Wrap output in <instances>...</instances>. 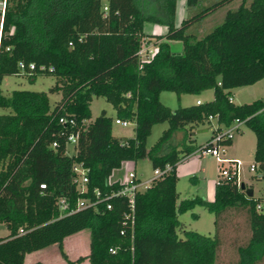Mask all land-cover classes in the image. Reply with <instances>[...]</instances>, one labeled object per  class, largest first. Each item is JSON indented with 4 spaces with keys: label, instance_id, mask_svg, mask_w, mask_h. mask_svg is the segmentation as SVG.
Wrapping results in <instances>:
<instances>
[{
    "label": "trees",
    "instance_id": "obj_1",
    "mask_svg": "<svg viewBox=\"0 0 264 264\" xmlns=\"http://www.w3.org/2000/svg\"><path fill=\"white\" fill-rule=\"evenodd\" d=\"M3 1L0 82L5 75L32 79L49 74L53 83L48 91L60 97L51 104L44 90L12 88L4 93L0 87V222L8 230L0 236V264H22L25 253L51 243L64 260L60 264L83 259L87 264H214L220 244L217 219L227 208L242 209L249 227L231 264H259L264 197L248 195L234 178H223L215 180L212 199L194 195L177 201L176 163L195 147L186 138L163 144L185 125L213 116L222 127L237 117L254 133V177L264 179V98L228 99L231 88L264 77V0H239L200 36L195 31L202 19L233 0H184L190 13L178 25L176 0ZM145 21L163 24L165 32L157 38L179 39L181 50L173 52L167 41L159 40L151 56L140 60ZM193 22L196 28L187 30ZM206 89L212 90L209 100L174 108L158 97L162 90L178 95ZM92 96L111 104L113 118L131 120L132 135H112L113 118L104 109L85 121ZM60 116L74 123L64 125ZM160 121L167 126L147 148L150 127ZM71 131L76 140L69 153L66 136ZM142 157L152 169L166 163L169 169L135 192L130 215H124L129 207L121 195L66 212L79 197L93 199L94 188L101 195L115 189L116 182L107 183L112 169ZM75 162L86 168L84 191L73 181ZM59 197L66 200V209L59 208ZM194 204L214 214L212 235L191 229L177 234V213ZM83 228L88 229V250L69 259L62 239Z\"/></svg>",
    "mask_w": 264,
    "mask_h": 264
},
{
    "label": "rangeland",
    "instance_id": "obj_2",
    "mask_svg": "<svg viewBox=\"0 0 264 264\" xmlns=\"http://www.w3.org/2000/svg\"><path fill=\"white\" fill-rule=\"evenodd\" d=\"M2 3V0H0ZM239 0H233L230 3L223 4L215 10L211 11L196 28L195 23L188 24V28H196V35L200 36L206 32L213 24L219 22L223 16L226 8H231L238 3ZM153 7L147 6V9L152 10ZM190 11H184L181 16H186ZM180 21V19H179ZM178 21V23H179ZM153 24L150 21H145V30L149 25ZM162 29L163 24L157 23ZM178 25V24H177ZM165 27V26H164ZM165 30V28H164ZM160 39L157 38L156 34L147 33L141 40L142 47H155L156 43ZM162 40H165L162 38ZM181 41L179 39H171L169 42V48L173 52H179L181 50ZM53 83V77L49 74H37L32 79H28L21 74H12L3 76L0 87L4 93L9 92L12 88H25L34 90H44L47 92L48 100L52 104L53 101L60 97L59 92H49L48 88ZM232 99L234 103L248 102L255 98H264V77L257 80L251 85L236 86L232 89ZM211 96V90L200 92L198 94L180 93L176 94L173 91L162 90L159 92V100L168 106L174 108L177 105H187L194 102L195 98L205 100ZM104 109L106 114L114 117V109L109 102H107L101 96H92L89 102L90 117L92 119L98 112ZM4 109L0 108V111ZM114 119V118H113ZM112 119L111 132L115 136L124 137L130 136L133 133V122L128 120L125 125L121 123H115ZM167 126L166 121H160L153 123L150 127L149 133L146 136L145 145L150 147L160 135L163 128ZM193 133L191 136L188 135V125L181 129L175 130L172 135L165 141L163 145H174L179 144L183 138L186 143L192 144L195 148L188 154H183L182 157L177 161L176 171V182L175 189L178 194L177 201L184 197H192L198 195L204 199H212L214 191V183L217 174V162L213 156L208 154H200L195 149L205 142L208 138L212 124L209 121L198 122L191 125ZM240 132L238 133L241 137V143L239 150L241 151V164L239 166V181L244 182L245 187H252V196H263L264 197V179H260L256 183L254 175L256 169L249 170V165L253 163L252 152H253V141L254 133L252 130L247 128L244 123L239 125ZM190 137V138H189ZM67 151L71 153L73 147L71 144H67ZM182 154V153H181ZM134 162V165H133ZM128 166H133L136 174L140 179L152 177V167L147 157L139 158L135 161L126 160L120 163L118 167L112 169L109 174V178L117 177L122 178ZM132 168V167H131ZM177 219L179 225L176 228L177 234L182 236L183 230L191 229L202 234L212 235L214 232V214L207 211L201 204H194L191 208H188L182 212L177 213ZM217 229L220 237V244L217 249L214 264H231L236 258V245L246 240L249 234V227L245 213L242 209L227 208L225 209L219 218L217 219ZM8 230L3 223L0 222V235L7 233ZM88 248V229L83 228L74 233H71L64 237L63 251L69 259H74L77 255H82ZM34 261H40L42 264H60L64 260L60 256L56 243L48 244L42 248L32 250L28 252L22 264H32ZM259 264H264V254L258 261ZM77 264H84L83 260Z\"/></svg>",
    "mask_w": 264,
    "mask_h": 264
},
{
    "label": "built area",
    "instance_id": "obj_3",
    "mask_svg": "<svg viewBox=\"0 0 264 264\" xmlns=\"http://www.w3.org/2000/svg\"><path fill=\"white\" fill-rule=\"evenodd\" d=\"M4 6V1L2 0V3L0 1V12H2ZM155 51V47H149L144 48L142 45H140L138 49V54L140 57V60H147L151 54ZM19 66L22 67V63H19ZM29 66L31 67L32 64L30 63ZM264 75V74H263ZM228 99L231 100V96H228ZM196 103L199 102V99L195 100ZM58 121L64 125H72L74 123V119L71 117H65L60 116L58 118ZM113 121L115 123H121L122 125H125L128 120H123L119 118H114ZM243 123V120L239 118H233L232 121L225 126L218 127L215 126L212 129V132L208 136V138L205 140L203 144H201L199 147H197L195 150L198 151L200 154H208L214 157V159L217 162V174L216 179H223V178H234L236 184L239 186V166L241 164V161L239 158L231 157L226 154V146L228 144V140L230 141L233 137V135L239 131L240 127L239 125ZM76 140V133L75 132H69L66 136V144L73 145ZM50 145H55V142L52 141ZM124 162L121 161V163ZM130 167V166H128ZM132 167V168H131ZM127 169L126 174L122 178L117 177H107V183L116 182L118 186L115 189H111L107 194L101 195L100 191L96 188L93 189V199L89 197H79L77 198L75 202V206L73 208H69L66 210V212H71L72 210H76L82 206L85 205H93L97 201L105 199L112 195H121L126 198L129 212L125 213V217L131 214L132 207H133V197L136 191L141 190L148 186L151 182V179L155 176H159L160 174L164 173L169 169V165L166 163L163 168H154L152 169L153 176L147 177L145 179H140L138 175L136 174L133 166ZM249 170H254V164L249 165ZM72 170L74 172L73 181L75 182L77 188L80 191L86 190L85 183L87 181V175H86V168L83 167L80 163H73ZM40 187H43L44 184L40 183ZM58 206L60 209H66L67 208V202L64 199V197L58 198ZM106 207H109V202L105 203ZM256 207L259 208L260 205L256 204ZM121 231V230H120ZM112 250V249H111Z\"/></svg>",
    "mask_w": 264,
    "mask_h": 264
},
{
    "label": "crops",
    "instance_id": "obj_4",
    "mask_svg": "<svg viewBox=\"0 0 264 264\" xmlns=\"http://www.w3.org/2000/svg\"><path fill=\"white\" fill-rule=\"evenodd\" d=\"M186 12L187 11V9H186V7L184 6V0H176V7H175V15H174V22H175V25H177L178 24V21H179V19H181V18H183L184 16H181V14L183 13V12ZM206 17V16H205ZM204 17V18H205ZM203 18V19H204ZM145 23V22H144ZM144 23H143V31L147 34V33H152V34H162V33H164L165 32V30H164V25H163V27H162V29H160V25H158L157 24V22H152L153 24H151V25H149V27L147 28V30H145V27H144ZM166 29V28H165ZM160 40H162V38L160 39ZM170 40L171 39H165V41H167V43H168V45H169V42H170ZM149 48V47H148ZM253 84V83H252ZM248 85H251V84H248ZM234 88V87H233ZM233 88H231L230 89V91H231V101L233 102V99H232V89ZM207 90H211V89H206V90H203V91H201V92H204V91H207ZM212 97V90H211V96H209V98H207V99H205V100H209L210 98ZM196 99H199V98H195L194 99V102H195V100ZM200 101H204V100H201V99H199ZM193 103V102H192ZM196 103V102H195ZM131 121V120H130ZM211 124H212V128H211V130H210V133L212 132V129L215 127V126H219V124L216 122V119H215V117H213V116H211V117H209V120H208ZM188 135L189 136H191V134L193 133V131H192V127H191V125H188ZM181 129V128H180ZM238 132H240V130L238 131ZM210 133H209V135H210ZM111 134L112 135H114L112 132H111ZM239 134H241V133H238L237 135H233V137H232V139L230 140V143H228L227 144V146H226V154L228 155V156H231V157H236V158H239L240 159V156H241V151L239 150V147H240V143H241V137H240V135ZM190 138V137H189ZM253 147H254V141H253ZM253 153V152H252ZM124 161H126V160H124ZM240 161H241V159H240ZM123 163V162H122ZM133 165H134V162H133ZM256 181V183H258L259 181H260V179H256L255 180ZM252 188V187H251ZM253 188H252V194H253ZM6 234V233H5ZM4 235V234H3ZM1 236V235H0ZM67 236V235H66ZM65 236V237H66ZM63 246H64V238L62 239V248H63ZM87 250H88V248H87ZM87 250L85 251V253L87 252ZM28 253V252H27ZM27 253H25V255L27 254ZM66 253V252H65ZM85 253H83V254H85ZM25 255H24V257H25ZM23 261H24V258H23ZM23 263V262H22ZM83 263L84 264H87V260L86 259H83ZM77 264V263H76Z\"/></svg>",
    "mask_w": 264,
    "mask_h": 264
},
{
    "label": "water",
    "instance_id": "obj_5",
    "mask_svg": "<svg viewBox=\"0 0 264 264\" xmlns=\"http://www.w3.org/2000/svg\"><path fill=\"white\" fill-rule=\"evenodd\" d=\"M239 188H240V189H244L245 192H246L248 195H251V194H252V188L249 187V186L245 187L244 182H242V181H240V183H239Z\"/></svg>",
    "mask_w": 264,
    "mask_h": 264
}]
</instances>
